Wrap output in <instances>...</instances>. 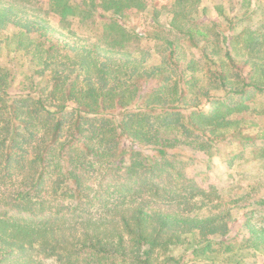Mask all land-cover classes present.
Masks as SVG:
<instances>
[{
    "label": "trees",
    "instance_id": "trees-1",
    "mask_svg": "<svg viewBox=\"0 0 264 264\" xmlns=\"http://www.w3.org/2000/svg\"><path fill=\"white\" fill-rule=\"evenodd\" d=\"M241 1L211 19L201 0H0V264H41L34 252L58 264L264 253V231L238 241L233 220L198 218L218 193L179 184L174 166L225 144L264 156V22L239 28L255 15ZM126 10L153 22L138 33Z\"/></svg>",
    "mask_w": 264,
    "mask_h": 264
},
{
    "label": "rangeland",
    "instance_id": "rangeland-1",
    "mask_svg": "<svg viewBox=\"0 0 264 264\" xmlns=\"http://www.w3.org/2000/svg\"><path fill=\"white\" fill-rule=\"evenodd\" d=\"M143 1L147 6L146 10L170 5V0ZM235 1L201 0V7L206 12L204 15L201 14L200 17L217 19L215 8L221 6L226 11L225 14H230ZM243 1H241V6L244 4ZM250 1L251 9L255 10V15L250 17L246 23L240 25L239 28L242 30L246 28L255 30L262 24V21L264 22V0ZM40 6L41 8L45 7L42 0ZM124 16L128 28L138 33H144L146 23L153 22L150 13L145 17L142 12L126 10ZM164 18L165 15L161 13L157 21L161 22ZM52 20L56 22L57 18L53 17ZM141 44L144 45L145 43L142 41ZM181 44L185 54L189 57H196L197 53L189 47L186 41ZM1 57H5V55L1 54ZM19 65L17 69L23 72L27 64L21 62ZM187 155H182L174 164L175 171L178 172V175L180 174L178 183H192L205 191L215 189L220 199L216 207L211 206L197 213L198 218L217 215L233 220V223L229 226L230 234L232 237L237 235L238 241L243 239L247 230L264 231V159H262L264 156L262 154L256 156L251 146L237 147L236 144H225L220 146L218 156L208 157L197 151L188 152ZM189 156L192 157L189 158ZM211 241V247L219 253L217 259H224L230 254V252L224 251L225 245H220L218 238H211ZM236 255L244 264H264V253H259L249 247L242 248ZM33 258L41 264H58L55 258L44 257L35 252ZM225 260L214 263H226ZM202 263H206V260L198 258L185 264Z\"/></svg>",
    "mask_w": 264,
    "mask_h": 264
}]
</instances>
